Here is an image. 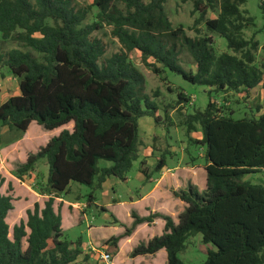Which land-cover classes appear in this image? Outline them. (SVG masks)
<instances>
[{
	"label": "trees",
	"instance_id": "16d2710c",
	"mask_svg": "<svg viewBox=\"0 0 264 264\" xmlns=\"http://www.w3.org/2000/svg\"><path fill=\"white\" fill-rule=\"evenodd\" d=\"M168 1L94 0L92 6L76 9L72 0H0V46L14 40L22 47L0 49V69L7 67L19 79L20 89L0 102V125L26 132L32 122L48 131L73 123L72 130H62L30 153L18 171L28 172L46 159L51 192L64 193L72 182L79 183L91 188L87 202L92 204L94 191L107 178L126 181L139 159L140 118L150 116L158 124L164 120L156 93L153 97L144 92V76L130 53L138 50L144 61L152 58L157 73L168 69L209 87L205 109L185 119L189 136L196 124L201 127V139L192 140L205 147L206 188L200 191L189 184L174 192L185 203L177 222L163 213H133L132 225L107 244L117 249L139 224L161 218L163 233L137 245L132 257L165 249L166 264H186L180 253L190 237L200 235L209 245L200 264H264V182L247 178L264 173V113L236 118L235 111L221 109L212 97L258 86L264 93V67L256 65L259 41L245 37L254 19L241 9L246 0H190L199 13L194 25L203 21L209 32L226 40L230 51L218 54L211 35L195 27L197 35L191 37L183 26H173L165 9ZM92 7L98 10L97 20L85 23ZM260 9L264 14V0ZM209 11L217 16L207 17ZM104 24L112 26L122 45L109 57H104V43L92 36ZM178 42L192 56L194 72L179 63ZM177 97L178 104L189 101L183 93ZM168 108H163L165 118ZM167 154L162 153L153 167L140 162L146 180L165 167ZM100 160L111 165L100 167ZM2 182L0 177V187ZM13 209V197L0 192V264H71L82 254L81 238H64L54 196L43 207L35 203L27 209L26 219L13 226L10 236L6 219Z\"/></svg>",
	"mask_w": 264,
	"mask_h": 264
},
{
	"label": "rangeland",
	"instance_id": "374dc122",
	"mask_svg": "<svg viewBox=\"0 0 264 264\" xmlns=\"http://www.w3.org/2000/svg\"><path fill=\"white\" fill-rule=\"evenodd\" d=\"M94 0H72V5L76 9H86L92 6ZM148 2L149 0H144ZM261 0H246L241 6L242 10H246L247 14L254 19V24L245 29V37L251 38L255 36L259 41V50L256 54V65L264 67V14L260 9ZM123 7L122 4H119ZM165 9L170 21L174 27L183 26L188 36L195 37V27L199 28L201 34L211 35L214 41L215 50L218 54L224 51H230L227 48L226 40L215 32H209L205 23L202 21L196 26L195 20L199 18V13L194 11V6L190 0H169L165 4ZM97 8L92 7L88 11L85 23H92L97 20ZM216 11H209L207 17H216ZM92 36L99 38L105 45L106 52L104 57H109L114 53L122 50V45L118 38L112 34V26L104 24L102 28L95 30ZM179 45V63L187 70L194 72L196 69L194 60L188 50ZM1 51H8L13 48L21 47V44L14 40H5L1 43ZM22 48V47H21ZM130 60L142 72L144 76V92L148 95L156 97L154 100L160 106L159 113L163 119L161 123H156L150 116L140 118V136L142 144L139 151V159L134 162L133 167L128 173L129 181L123 182L116 177H109L106 181L105 188L94 191L96 202L100 203L103 208L97 206L96 203L88 204L87 198L91 192V188L79 183H72V187L67 192L54 194L47 187V161L39 160L35 167L25 173H20L18 168L23 164L30 153L37 151L38 146L45 143L52 131L44 130L39 124L33 122L28 132L25 134L21 131L10 130L6 126L0 125V146H10L11 144L21 141L17 151L12 150L9 155L5 152L1 154L0 161V177L3 182L0 187L1 193H9L14 201V209L7 218L10 226L9 235L12 236L13 226L26 219V211L34 208V203L44 206L45 200L50 196H55V208L60 207L62 216V228L64 238L68 241L76 242L82 240V254L71 264H102L98 254L92 249L107 250L112 254H116L117 249L107 244V241L125 231V227H129L133 222L134 211L139 210L133 208L130 210V216L126 214V207L121 214H116L113 201H150L144 198L152 192L153 185H148L142 179H138V168L140 162L155 156L156 159L162 153H168L167 156H173L172 170H165L173 178L176 185H170L167 182L164 186L158 185L157 190L161 192L162 201H177L179 198L174 192L184 189L188 183L198 188H203L205 183V158L204 149L199 144H195L192 139H201L202 132L199 124H196L197 130L187 133V125L185 124L186 116L196 110H204L210 100L209 87L195 85L184 80L180 75L165 70L157 73L153 70L154 60L148 58L143 60L142 54L138 50L130 53ZM157 67H161L156 64ZM172 89L173 91H170ZM183 93L189 101L178 104V93ZM19 79L15 77L7 67L0 69V102L6 101L9 97L18 95ZM212 97L221 109H232L235 111V117L241 118L258 114L256 107H261L259 113H264V93L261 86L252 90L224 91L212 93ZM168 105V118H165L164 106ZM71 124L65 128H71ZM57 133V131L55 132ZM25 137V138H24ZM191 137V140L190 138ZM28 138V139H27ZM27 139V142L25 141ZM26 143V144H25ZM28 147V148H27ZM168 157V158H169ZM155 161L153 165H155ZM111 162L100 160L99 166H110ZM147 166V165H146ZM179 167V169H178ZM179 171L183 175L181 179L178 175H174L175 171ZM161 172L154 173V179L160 178ZM189 175H188V174ZM180 180H175V178ZM254 182H264V173H255L247 176ZM116 181V184L112 183ZM144 182L145 188H142ZM144 187V185H143ZM64 199L65 201L60 200ZM116 201V200H115ZM106 210V211H105ZM143 212V211H142ZM137 214V213H136ZM141 216V212L138 214ZM127 216V217H126ZM148 216V215H147ZM144 217V216H141ZM155 221V220H154ZM149 224V225H148ZM160 226L155 222L139 224L127 240H122L123 262L127 264H164L160 258L149 256L132 257L133 249L147 240L151 239V235H158ZM154 236V235H153ZM209 245L202 242L200 235L192 236L187 241V249L180 253V257L186 264H200L207 257ZM121 251V252H122ZM165 253V252H164Z\"/></svg>",
	"mask_w": 264,
	"mask_h": 264
},
{
	"label": "crops",
	"instance_id": "0c3cea01",
	"mask_svg": "<svg viewBox=\"0 0 264 264\" xmlns=\"http://www.w3.org/2000/svg\"><path fill=\"white\" fill-rule=\"evenodd\" d=\"M1 103H3V102H1ZM258 114H262V113H258ZM33 123V122H32ZM31 123V124H32ZM37 123V122H36ZM30 124V125H31ZM71 124V128H65L67 125H65V126H62V127H59V128H57V129H54V130H50V131H52V133L53 134H51L50 136H48V138L47 139H45V143H43L42 145H39L38 146V149L41 147V146H44L52 137H54V136H57L62 130H64V129H69V130H72V128H73V123H70ZM70 124H68V125H70ZM30 127V126H29ZM28 130H29V128L26 130V132H24L25 134L28 132ZM57 131V133H55ZM25 138V137H24ZM201 138V137H200ZM28 139V138H27ZM27 139H25V141L27 142ZM26 144V143H25ZM19 145H21V141L20 142H18V143H14V144H11L9 147L8 146H0V161H1V154L3 153V152H5V153H7L8 155L10 154V153H12L11 151L12 150H16L17 151V149H18V147H19ZM203 147V149H204V152H205V147L204 146H202ZM28 148V147H27ZM37 149V150H38ZM18 152V151H17ZM28 157V156H27ZM160 157V156H159ZM158 157V158H159ZM167 157V159H166V165H165V167H163L160 171H162L161 172V176H160V178H155L154 179V174L151 176V179L148 181V180H146L145 179V177H144V175L140 172V170H139V168H138V171H139V174H138V179L139 180H144L145 182H146V184H147V186L148 185H153L154 183H156L155 184V186L153 187V189H152V192L148 195V197L147 196H144V198L146 197V198H148L150 201H133V200H130V201H119V199H116L115 198V200L113 201V203H114V207L116 208L115 209V211H116V214H118V215H120L121 214V211L123 212V208L122 207H126V214H127V216H130V210L132 211V209L133 208H135V209H137V210H139V212H141V216H147V215H150V214H153V213H163V214H166V215H169V216H171L172 218H173V220L175 221V222H177V220H178V216H179V214L184 210V208H185V203L182 201V200H180V199H178L177 201H162L161 200V196H160V194H161V192H159V190H157V188H158V185L159 184H161L162 183V185L161 186H164L165 187V185L167 184V182H169V183H171L170 185H176L173 181V178L171 177V176H173V175H169V174H167V173H163V171H165V170H167V171H169V170H172L173 168H169V167H171L172 165V160L174 159V157L173 156H166ZM169 157V158H168ZM158 158L156 159V157L155 156H152V157H150V158H147L148 159V164L146 163V165L148 166V167H153L154 165H153V163H154V160H156L155 161V164H156V162H157V160H158ZM178 169H179V167H178ZM178 169H177V171H175L174 173H172V174H176V175H178L179 176V171H178ZM174 170V169H173ZM159 171V172H160ZM47 172H48V165H47ZM184 174H186V172H184L183 171V175L182 174H180V176H179V178L181 179V182H182V178L181 177H184ZM188 174V173H187ZM189 175V174H188ZM108 179V178H107ZM107 179H106V181H107ZM180 179H177V177L175 178V180H180ZM106 181L103 183V186H102V188L101 189H103V188H105V185H106ZM129 181V177H128V174H127V179H126V181H123V182H128ZM73 183V182H72ZM72 183L70 184V186H69V188H71L72 187ZM112 183H114V184H116V181L114 180ZM142 183V188L144 189L145 188V185L146 184H144V182H141ZM189 184H191V183H188V185ZM143 185H144V187H143ZM187 185V186H188ZM187 186L185 187V188H187ZM184 188V189H185ZM198 188V187H197ZM206 188V171H205V183H204V187L203 188H198L200 191H203L204 189ZM69 190V189H68ZM67 192V191H66ZM8 193V192H7ZM7 193H3V194H7ZM9 194V193H8ZM54 198H55V196H54ZM60 200H62V201H65L64 199H62V198H59ZM13 201H14V199H13ZM46 201V200H45ZM38 203V202H37ZM96 203V205L97 206H99V207H101L102 209H106V208H103L102 207V205L100 204V203H98V202H96V198H95V201H94V204ZM35 204V203H34ZM40 205V204H39ZM44 205V204H43ZM43 207V206H42ZM29 209V208H28ZM30 209H33V208H30ZM106 211V210H105ZM143 211V212H142ZM134 212H136L137 214H139V212H137V211H134ZM10 213H11V211H10ZM9 213V214H10ZM9 214H8V216H9ZM126 216V217H127ZM8 218V217H7ZM7 220V219H6ZM155 221H156V223L160 226V233H158V235H161L162 233H163V229H164V220H162L161 218H157V219H155ZM155 221H153V222H155ZM152 222V223H153ZM151 223V224H152ZM149 225V224H148ZM10 227V226H9ZM154 236H155V234H153ZM153 235H151V237H154ZM131 237V235L129 236V237H126V238H124V239H122V240H127V238H130ZM121 241V240H120ZM119 241V242H120ZM148 241V240H147ZM122 249V244H119L118 243V247H117V252H116V254H112L113 255V264H127V263H124L123 262V251L121 250ZM122 251V252H121ZM165 252V253H164ZM143 256H149V257H154V258H160V261L161 262H163L164 264H166V262H167V253H166V251H165V249H161V250H159L156 254H153V255H143ZM137 257H142V256H137ZM78 259V258H77Z\"/></svg>",
	"mask_w": 264,
	"mask_h": 264
},
{
	"label": "built area",
	"instance_id": "2783aa9c",
	"mask_svg": "<svg viewBox=\"0 0 264 264\" xmlns=\"http://www.w3.org/2000/svg\"><path fill=\"white\" fill-rule=\"evenodd\" d=\"M99 256V260H101L102 264H113V255L111 252L107 250H96L92 248Z\"/></svg>",
	"mask_w": 264,
	"mask_h": 264
}]
</instances>
